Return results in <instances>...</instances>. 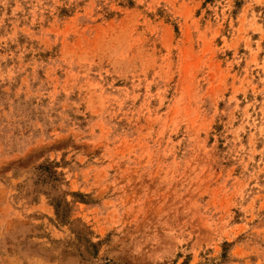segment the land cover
Instances as JSON below:
<instances>
[{"label": "rangeland", "instance_id": "rangeland-1", "mask_svg": "<svg viewBox=\"0 0 264 264\" xmlns=\"http://www.w3.org/2000/svg\"><path fill=\"white\" fill-rule=\"evenodd\" d=\"M0 264H264V0H0Z\"/></svg>", "mask_w": 264, "mask_h": 264}]
</instances>
